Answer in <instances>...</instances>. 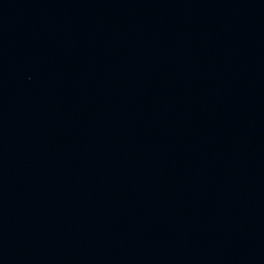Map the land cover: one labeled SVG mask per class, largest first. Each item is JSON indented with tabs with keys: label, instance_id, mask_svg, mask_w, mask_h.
<instances>
[{
	"label": "water",
	"instance_id": "95a60500",
	"mask_svg": "<svg viewBox=\"0 0 264 264\" xmlns=\"http://www.w3.org/2000/svg\"><path fill=\"white\" fill-rule=\"evenodd\" d=\"M0 264H264V0H0Z\"/></svg>",
	"mask_w": 264,
	"mask_h": 264
}]
</instances>
